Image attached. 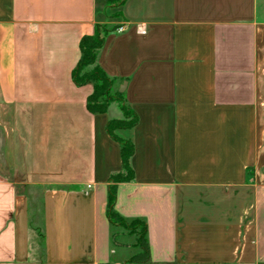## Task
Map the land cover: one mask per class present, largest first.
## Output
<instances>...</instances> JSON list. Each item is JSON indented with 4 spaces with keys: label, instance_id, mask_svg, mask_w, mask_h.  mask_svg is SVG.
I'll list each match as a JSON object with an SVG mask.
<instances>
[{
    "label": "crops",
    "instance_id": "0c3cea01",
    "mask_svg": "<svg viewBox=\"0 0 264 264\" xmlns=\"http://www.w3.org/2000/svg\"><path fill=\"white\" fill-rule=\"evenodd\" d=\"M96 24L125 29L97 63L137 117L114 210L148 264H264V0H0V264L129 259L106 216L122 114L71 78Z\"/></svg>",
    "mask_w": 264,
    "mask_h": 264
},
{
    "label": "trees",
    "instance_id": "16d2710c",
    "mask_svg": "<svg viewBox=\"0 0 264 264\" xmlns=\"http://www.w3.org/2000/svg\"><path fill=\"white\" fill-rule=\"evenodd\" d=\"M125 1L105 0V3L107 8H118ZM118 16V12L112 14V17ZM118 27V25L96 24L93 34L82 36L79 41L80 57L72 70L71 78L77 87L87 84L92 85V92L86 100V108L89 113L104 114L110 104L115 102L122 114L121 118L111 119L106 125L107 134L119 145L121 160V171L111 175L109 179L106 216L112 226L132 231L136 237L134 246L138 249V252L131 256L124 264H148L149 250L145 223L138 219L126 220L114 210L116 185L133 180V170L131 167L133 144L129 140L117 137L114 132L119 129H131L137 123V117L127 105L124 94L118 91H115L112 95L110 94L114 80L109 78L97 63L98 55L107 35L117 30Z\"/></svg>",
    "mask_w": 264,
    "mask_h": 264
},
{
    "label": "rangeland",
    "instance_id": "374dc122",
    "mask_svg": "<svg viewBox=\"0 0 264 264\" xmlns=\"http://www.w3.org/2000/svg\"><path fill=\"white\" fill-rule=\"evenodd\" d=\"M114 92L115 90H113L112 88L110 94L112 95L114 94ZM109 113L113 117H115L114 115H118L120 117L121 113H120L118 105L115 102L110 104ZM111 235L114 240L112 241V243L115 242L112 244V248L116 252L112 260H114V257L115 258H121V257L130 258L136 252H138V249L134 246L136 237L132 231H127L121 227H113ZM118 245H120V247Z\"/></svg>",
    "mask_w": 264,
    "mask_h": 264
},
{
    "label": "built area",
    "instance_id": "2783aa9c",
    "mask_svg": "<svg viewBox=\"0 0 264 264\" xmlns=\"http://www.w3.org/2000/svg\"><path fill=\"white\" fill-rule=\"evenodd\" d=\"M124 30H125L124 26H120V27L117 28L116 32L117 33H122V32H124Z\"/></svg>",
    "mask_w": 264,
    "mask_h": 264
}]
</instances>
